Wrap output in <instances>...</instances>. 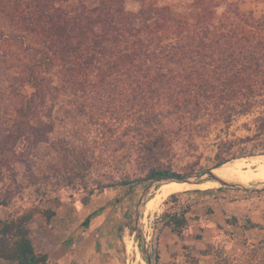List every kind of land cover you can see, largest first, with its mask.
Returning a JSON list of instances; mask_svg holds the SVG:
<instances>
[{
  "label": "trees",
  "instance_id": "16d2710c",
  "mask_svg": "<svg viewBox=\"0 0 264 264\" xmlns=\"http://www.w3.org/2000/svg\"><path fill=\"white\" fill-rule=\"evenodd\" d=\"M216 5L214 0H183L176 6L140 0L133 12L122 0H0V206L24 185L20 175H32L31 164L44 145L85 166L82 147L73 149L65 138L48 136L60 91H72L74 100L78 92L93 94L91 100L105 102L97 109L122 120V132L154 131L167 112L189 104L194 115L196 105L205 109L214 103L212 97L238 96L235 109L240 112L250 106L255 88H264V12L251 18L236 9L217 12ZM23 84L31 87L28 94L20 90ZM76 104L83 112L85 102ZM156 147V136L143 146L147 153ZM259 153H264V138L232 155ZM225 160L220 157L215 165ZM163 175L182 173L153 164L142 175L95 187L131 186ZM40 194L48 197L44 189ZM56 208L34 204L0 217V258L46 263L47 255L28 238L26 221L35 215L48 224ZM186 209L163 211L161 224L180 236ZM244 226L262 224L245 217Z\"/></svg>",
  "mask_w": 264,
  "mask_h": 264
},
{
  "label": "rangeland",
  "instance_id": "374dc122",
  "mask_svg": "<svg viewBox=\"0 0 264 264\" xmlns=\"http://www.w3.org/2000/svg\"><path fill=\"white\" fill-rule=\"evenodd\" d=\"M181 1L156 0L157 3H173L175 6ZM214 2L217 3V12L227 9L232 13L236 9L251 18L264 12V0ZM139 3L140 0H122L123 7L133 12ZM20 90L28 94L31 87L23 84ZM255 91L256 95L249 97L253 102L242 112L235 109L238 96L212 97L214 103L205 109L203 105H196L197 114L193 115L187 109L190 106L187 104V108L179 107L167 112L156 130L145 132L135 128L122 132V120L115 118L114 112L97 109L102 108L105 102L91 100L93 94L78 95V92L74 100L72 91H60L50 116L54 125L48 136L51 139L65 138L69 146H75L73 149L82 147L85 166H81L80 161L69 159L70 154L62 158L58 150L44 145L38 149L39 156L31 164L32 175H20L19 181L24 185L15 191L7 205L0 206V217L34 204L58 207L61 202L66 207L75 198L79 200L78 204L71 208L72 212L68 215L73 229L77 230L86 226L82 219L87 213L105 207L111 217L114 242L121 246V264H141L142 256L134 232V208L148 180L131 186L125 183L101 189L95 186L113 179L142 175L153 164L169 166L186 175L216 166L215 162L220 157L226 158L222 163L240 157L232 155L237 148H247L254 141L264 138V88L256 87ZM191 94L188 93L189 96ZM82 100L85 104L81 105L83 112H79L76 103ZM198 102H201L200 99ZM225 112L230 115H224ZM154 136L156 151L144 152V142ZM246 136L249 138L246 139ZM43 174H46L44 179ZM70 174L74 175L68 182L66 176ZM249 175L260 176L264 172L254 171ZM33 179L34 182H30ZM217 184L186 187L163 195L160 190L156 191L157 186L150 188L146 196V199L149 197L148 207L142 208L139 221L144 244L149 250L150 264H264V226L263 230L245 227V217L208 226L209 218L202 215L203 225L190 221V226L186 225L180 236L161 229L159 217L163 211L178 210L184 206L188 209L189 203L197 200L194 194L209 193L217 186L221 187ZM223 188H226L224 190L230 194V198L235 194L260 200L264 197V189ZM43 189L48 195L46 198L40 194ZM85 202L89 204V212L84 210ZM261 208L255 206V210ZM189 217L195 219L198 214L192 210ZM195 234H199V237Z\"/></svg>",
  "mask_w": 264,
  "mask_h": 264
},
{
  "label": "crops",
  "instance_id": "0c3cea01",
  "mask_svg": "<svg viewBox=\"0 0 264 264\" xmlns=\"http://www.w3.org/2000/svg\"><path fill=\"white\" fill-rule=\"evenodd\" d=\"M224 189L226 188L217 186L209 193L194 194V199L197 200L189 203L184 213L186 225L190 226V221L203 225L202 215L209 218L208 226L221 224L225 217L234 215L236 218L248 217L254 222L261 223L262 226L258 229L263 230L264 213L258 211H264V197L260 200L235 194L230 198V194ZM73 201L66 207L60 202L48 224H42L35 215L26 221L27 235L33 248L47 255V262L44 264H121L122 260L119 256L121 246L114 242L108 210L101 207L98 211H94L86 226L76 230L73 229L74 226L68 215L79 200L73 198ZM84 205V210L89 212V204L85 202ZM255 206L262 208L255 210ZM192 210L198 214L195 219L189 217ZM161 229L169 231L164 225ZM0 264H15V262L0 258Z\"/></svg>",
  "mask_w": 264,
  "mask_h": 264
},
{
  "label": "bare ground",
  "instance_id": "6f19581e",
  "mask_svg": "<svg viewBox=\"0 0 264 264\" xmlns=\"http://www.w3.org/2000/svg\"><path fill=\"white\" fill-rule=\"evenodd\" d=\"M212 171L223 179L236 180L242 184L252 185L257 182H264V175L252 176L254 171L264 172V153L252 154L247 156H240L233 158L230 161L220 163L217 166L212 167ZM248 175V177H245ZM259 178V179H258ZM213 181H203L200 183H187L170 180L162 182L156 187V191H161L162 195L167 192L180 190L182 188L191 186H210ZM148 199L145 200L144 207H148ZM126 241V240H125ZM141 264H144L143 259L140 258Z\"/></svg>",
  "mask_w": 264,
  "mask_h": 264
},
{
  "label": "water",
  "instance_id": "95a60500",
  "mask_svg": "<svg viewBox=\"0 0 264 264\" xmlns=\"http://www.w3.org/2000/svg\"><path fill=\"white\" fill-rule=\"evenodd\" d=\"M219 164L220 163H217L216 166ZM170 180H174L178 182H187V183H200V182L208 180V181H213V182L218 183L217 185L221 187H235V188H241L244 190L264 189V182H258L259 184L255 183L252 185H246L236 180L223 179L220 176H218L216 173H214L211 167L205 168L204 170L198 171L193 174H186V175L182 174L179 176L163 175V176H158V177L149 179L147 183L145 184V186L142 188L141 193L136 201L135 208H134V232L136 233V236H137L138 247L141 252V256H142L144 264H150V254H149L148 248H146L144 244V238L140 230L139 221L141 217V211H142V208L144 207L146 196L150 188L152 186H158L160 183L167 182Z\"/></svg>",
  "mask_w": 264,
  "mask_h": 264
}]
</instances>
